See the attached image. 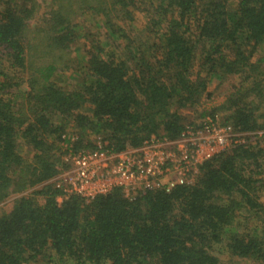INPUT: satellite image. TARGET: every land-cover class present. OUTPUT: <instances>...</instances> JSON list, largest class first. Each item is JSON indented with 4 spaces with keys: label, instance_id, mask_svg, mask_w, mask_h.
<instances>
[{
    "label": "trees",
    "instance_id": "trees-1",
    "mask_svg": "<svg viewBox=\"0 0 264 264\" xmlns=\"http://www.w3.org/2000/svg\"><path fill=\"white\" fill-rule=\"evenodd\" d=\"M262 54L264 0H0V204L32 190L0 214V264H264L258 147L133 199L117 189L58 204L49 183L69 152L177 140L182 112L229 78L224 103L199 117L222 112L234 132L264 137Z\"/></svg>",
    "mask_w": 264,
    "mask_h": 264
},
{
    "label": "built area",
    "instance_id": "built-area-1",
    "mask_svg": "<svg viewBox=\"0 0 264 264\" xmlns=\"http://www.w3.org/2000/svg\"><path fill=\"white\" fill-rule=\"evenodd\" d=\"M246 136L224 125L218 114L208 115L197 125L185 126L175 141L153 136L141 147L119 153L100 143L92 151L69 152L63 157L65 168L49 183L59 192L58 204L71 197L89 203L117 189L128 199L139 192H170L193 185L205 162L246 145Z\"/></svg>",
    "mask_w": 264,
    "mask_h": 264
},
{
    "label": "rangeland",
    "instance_id": "rangeland-1",
    "mask_svg": "<svg viewBox=\"0 0 264 264\" xmlns=\"http://www.w3.org/2000/svg\"><path fill=\"white\" fill-rule=\"evenodd\" d=\"M84 18H86L88 21L86 23V26H88L89 29H91V33L94 34L95 36L99 35L100 31L97 30L94 24H93V27L92 26L90 27L92 20H90L88 16H85ZM144 21L145 20L143 19L141 15H139L138 13H135L133 28L136 30L142 29L144 26ZM100 37L101 39H103L102 38L103 34H101ZM238 82L239 81L236 78H229V79H226L220 82H216V81L212 82V84L209 87V92L212 93V98L208 101L203 99L200 102V104L196 106L194 109L184 110L182 112V115L188 121V123H186L185 126L197 125L202 120V118L199 117V115L202 112L204 111L211 112L212 110L220 107L224 103L226 97L228 96L232 88L237 86ZM216 114H218L219 117L221 118L222 116H224L222 112H217ZM74 131L75 130L71 128L70 126L69 129L67 130V133L73 134ZM244 141L246 142V145H249L251 147H258L257 148L258 150L263 149V154H262L263 157L260 160L262 174L261 176H259L258 179L261 180L264 185V137H263V133L249 134L244 138ZM21 151L24 157H26L27 159L31 158V153H29V151L27 150V147L22 146ZM31 191L32 190H29L28 192H25L22 195L11 194L10 197H8L3 203L0 204V214L11 212L15 200L21 196L28 195L29 193H31ZM260 201L264 204V189L262 190ZM222 261L224 264H230L229 261H233V259H230L227 256L226 257L224 256ZM65 264H69V263H65Z\"/></svg>",
    "mask_w": 264,
    "mask_h": 264
}]
</instances>
